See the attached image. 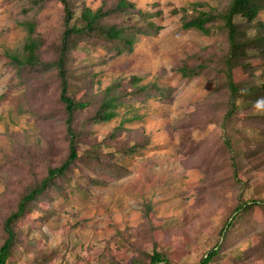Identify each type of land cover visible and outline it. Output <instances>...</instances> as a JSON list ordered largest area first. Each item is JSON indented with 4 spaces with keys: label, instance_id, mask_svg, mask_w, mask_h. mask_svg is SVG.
Returning a JSON list of instances; mask_svg holds the SVG:
<instances>
[{
    "label": "rangeland",
    "instance_id": "1",
    "mask_svg": "<svg viewBox=\"0 0 264 264\" xmlns=\"http://www.w3.org/2000/svg\"><path fill=\"white\" fill-rule=\"evenodd\" d=\"M85 1L93 9L101 5V0ZM131 1L138 10L162 11L161 16L154 17L163 26L158 35L141 36L133 53L116 59H109L103 49L84 47L74 57L79 68L96 74V91L133 75L142 77L140 85L155 82L163 88H174L170 97L131 102L122 106L111 122L94 126L95 138L102 140L124 122L126 128L147 134L151 143L141 154L120 161L130 169L129 176L107 178V185L94 186L89 192L76 190L66 199L42 202L39 211L21 224L27 245L15 252L8 264H32L35 252L53 249L58 250L57 255L45 264H133L136 248L148 253L157 248L167 251L177 264H197L216 244L237 199L264 197V150L249 159L242 178L249 179L250 185L238 191L222 143L220 116L207 106L198 115V106L215 88L214 81L201 75L184 78L177 71L188 56L222 39L183 29L182 14L174 15L172 9L206 3L189 12L196 16L224 0ZM25 6L23 0H0V196L7 182L17 179L11 176L9 166L16 142L27 145L41 135L25 102L27 85L8 57L9 53L20 52L26 40L24 22L34 11L24 13ZM259 19L264 21V10ZM251 77L264 80V57L257 53H251L235 71L238 84ZM84 93L81 90L77 98H83ZM249 98L261 96L249 94ZM250 111L264 115L261 110ZM192 117L195 120L189 123ZM262 131L263 123L243 122L237 133L246 149H254ZM206 179L216 185L204 189L202 182ZM144 201L152 204L149 224L143 216ZM246 219L249 226L245 223V229L231 240L235 252L264 245L261 212L256 210ZM216 264L234 262L223 259ZM241 264H264V257L253 255Z\"/></svg>",
    "mask_w": 264,
    "mask_h": 264
},
{
    "label": "trees",
    "instance_id": "2",
    "mask_svg": "<svg viewBox=\"0 0 264 264\" xmlns=\"http://www.w3.org/2000/svg\"><path fill=\"white\" fill-rule=\"evenodd\" d=\"M23 1L24 13L34 11V15L24 22L27 37L22 50L9 53L8 57L27 85L25 102L41 135L27 145L18 140L10 156L11 176L17 179L7 182L6 191L0 196V264H8L14 253L27 245L22 239L21 224L39 211L42 202L66 199L76 190L89 192L94 186L107 185V178L120 180L129 176L130 169L120 161L141 154L151 143L147 134L126 128L124 122L102 140L95 138L94 126L111 122L126 104L170 97L174 92V88H163L155 82L140 85L142 77L137 75L96 91V74L79 68L74 57L81 47L103 49L109 59L133 53L141 36H156L163 29L154 21L162 11L138 10L131 0H101L95 9L85 0ZM206 5L195 2L171 11L174 15L182 14L183 29H196L222 39L188 56L177 71L184 78L201 75L214 81L215 88L198 106V115L207 106L220 116L218 125L231 179L238 191H244L250 180H243L242 175L249 159L264 150V131L254 149H246L237 132L243 122L264 124V115L249 112L257 110L254 105L258 100L249 98V94L264 98V80L251 77L238 84L235 71L251 53L264 57V21L259 19L264 0H224L207 11L200 10L196 16L190 15V11ZM81 90L84 97L77 98ZM194 120L192 117L189 123ZM215 185L209 179L202 182L204 189ZM142 208L149 224L151 202L144 201ZM256 210L264 219V197H239L216 244L197 264H216L223 259L241 264L253 255L264 257V245L239 252H235L234 244L230 247L231 240L245 229V223L249 226L246 218ZM262 227L264 232V222ZM28 246L35 252L31 244ZM134 250L133 264H177L167 251ZM57 253V249L35 252L30 263L45 264Z\"/></svg>",
    "mask_w": 264,
    "mask_h": 264
},
{
    "label": "clouds",
    "instance_id": "3",
    "mask_svg": "<svg viewBox=\"0 0 264 264\" xmlns=\"http://www.w3.org/2000/svg\"><path fill=\"white\" fill-rule=\"evenodd\" d=\"M254 107H255L257 110L264 111V98H260V99H258V100L255 102Z\"/></svg>",
    "mask_w": 264,
    "mask_h": 264
}]
</instances>
